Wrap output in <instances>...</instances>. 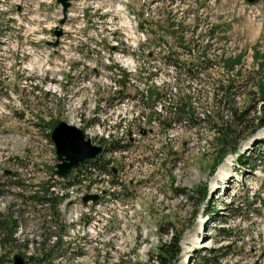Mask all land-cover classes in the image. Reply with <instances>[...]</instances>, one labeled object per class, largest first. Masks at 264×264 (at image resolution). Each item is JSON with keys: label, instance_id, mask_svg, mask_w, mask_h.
I'll use <instances>...</instances> for the list:
<instances>
[{"label": "rangeland", "instance_id": "374dc122", "mask_svg": "<svg viewBox=\"0 0 264 264\" xmlns=\"http://www.w3.org/2000/svg\"><path fill=\"white\" fill-rule=\"evenodd\" d=\"M71 1L69 27H63L62 45L56 49L51 45L53 54L32 53L22 43L17 50L12 44L1 46L0 76L13 97L0 105V113L5 112L0 116V219L6 215L11 220L8 228L0 225V264H12L14 253L23 257V264H264V187L251 194L264 170V141L249 143L251 134L241 135L237 150L221 153L220 146L228 140L216 138L205 121L191 125L182 118L176 122L167 119L164 111L184 90L191 94L197 114L215 110L204 102L205 96L197 101L193 91L205 95L211 91L210 80L225 79L220 53L244 48L241 70L259 69L264 0L253 5L242 0H123L127 13L134 12L138 24L141 20L140 35H134L129 14L115 7L118 0H107L109 6H104V0ZM2 16L6 15L0 12ZM213 18L221 25L210 36ZM170 21L177 28L167 25ZM13 25L12 20L11 28L16 29ZM39 26H25L21 31L30 38L38 34L54 41L53 32L41 33ZM180 35L202 42L209 37L206 57L216 62L202 74L211 77L192 80L181 68L163 62L167 46L181 59L194 55L195 49L188 52L174 46ZM158 37L166 42L157 41ZM254 43L257 58L249 50ZM121 74H127L123 88ZM37 83L40 89L33 90ZM148 84L159 88L164 84V94L149 101L160 110L163 123L141 116L147 110L140 91ZM4 85L0 96H5ZM258 98L235 95L233 104L238 108L252 104L245 116L249 117ZM34 119L44 122L42 132L64 120L101 147L102 137L105 145L114 139L119 143L103 153V170L89 175L95 184L85 186L86 180H81L64 188L57 179L51 194L62 191L66 196L61 203L53 200V209L37 204L31 196L32 190L51 180L49 173L56 162L49 137L33 131ZM249 123L245 118L238 131L245 133ZM237 154L246 155L244 166L236 161ZM34 163L41 165L40 170L32 168ZM5 168L16 171L22 182L16 184ZM244 177L249 181L247 194L238 189ZM99 189L104 190L99 202L79 199L82 193L96 194ZM246 195L250 201L243 204ZM229 200L233 202L226 203ZM220 225L229 227L228 242L220 240ZM49 231L60 235L58 244L49 239L52 236L43 243L25 240L34 235L41 239ZM170 233L176 236L174 244H170ZM42 245L54 247L56 253L49 262L37 258L43 255L35 247ZM220 246L221 250L210 251ZM170 247L176 249L174 253ZM222 249L224 256L219 254ZM202 256L209 257L208 262Z\"/></svg>", "mask_w": 264, "mask_h": 264}, {"label": "trees", "instance_id": "16d2710c", "mask_svg": "<svg viewBox=\"0 0 264 264\" xmlns=\"http://www.w3.org/2000/svg\"><path fill=\"white\" fill-rule=\"evenodd\" d=\"M210 41L207 43V41H205L204 43H196L195 44H189V48H194L195 46H197V53L199 54L198 56H200L201 58H203V60L207 61V62H211V58L210 57H206L204 56L206 54V48L210 46ZM251 50L253 52V55L255 58H257L258 50L256 48L255 43L253 45H251ZM262 48L264 50V43L262 45ZM244 49L241 50H237L236 52L232 53V52H227V53H220V66L223 67L225 69V71H229V73L225 74V79H220V80H210L209 82L211 83L212 87H211V91L210 92H205L200 95H196V93H194L193 91V95L196 96L197 101H200V97L205 96L206 99L204 100L205 103H207L208 105H213L215 106V110L212 111V113H209V110L205 109V111H201L200 114H197V112L194 111L195 106L192 105V101H191V94L189 93V91H178L180 92V94H178L177 96H174V102L172 101V104L168 106V108L166 109V117L167 118H174V120L178 119L181 115L186 116L183 119H187V122L190 123L191 125H195L198 124L200 120H203L207 123L208 128L212 131V133L214 134V136L216 138H219L221 136L227 138L228 141H226L227 143H224L222 146H220V151L221 153L225 150H234L236 147V140L240 139L241 135H245L248 132H250L253 127H258V126H262L264 125V51L263 53H260L258 61H259V69H255L253 70L251 73L249 71H242L241 69V65H239L241 62L240 60H242V55H243ZM205 57V58H204ZM213 62V61H212ZM178 62L176 61V59H174L172 61V64H177ZM258 64V63H257ZM258 68V66H257ZM234 70V71H231ZM257 70H262L261 72H257ZM186 74L188 76V78H191L192 80H204L207 79L209 77H203L198 76V74H192L191 69L186 68ZM206 76H210L211 75H206ZM201 80V81H202ZM156 86L153 85H147L145 88V92H147V95L145 97V95H143L142 98L144 101V106L146 107V109H148V112L150 113H141V116L144 118L145 121H151L153 119L156 120V122L158 123H163L162 120L159 118L158 114L159 112L154 110L150 104L147 101V98H151L154 97L157 98L159 97L161 94H159V89H154ZM163 89H164V84L162 85ZM163 91V90H162ZM164 92V91H163ZM236 93V94H235ZM156 94V95H155ZM238 95V96H245V98H248L249 96H255V97H259L258 100L260 101L259 107L258 108H254L253 111V115L249 116V117H245L248 110L251 108V105L248 106H242L241 108H238L237 105L234 106V96ZM249 95V96H248ZM200 107H202V105H199ZM240 107V106H239ZM216 112H219L220 114H214ZM247 118L249 119V124L245 125V127H247L246 132L243 133L242 131H238V127H241L243 125V120ZM169 127H171V123H167ZM245 130V129H244ZM223 142V141H222ZM118 140H112L111 142H109L108 144V148H115L116 146H118ZM231 149V150H230ZM88 162L87 166L84 168L85 170V174L83 173L82 176H88V174L90 175L91 173H94V169L96 170L95 172H100L103 170L104 168V161L100 160V157H96L94 159L91 160H87L85 161V163ZM74 177H76L78 180L79 177H77V174L74 175ZM16 184H18V181H15ZM42 186L44 187L43 190L40 189L42 192L41 194H38V191H35L31 196L36 198L37 204L42 205V204H46L47 206H49V208L53 209L55 208V203L53 200L55 201H60V199L62 198V196L64 195H48L47 192V186L44 185V183L42 184ZM0 225H2L4 228H8L11 225V220L8 219V217L5 215L4 219H0ZM218 231L221 233V238H225L226 240L228 239V228H218ZM8 237L12 240L14 239V237H11L12 233L9 230L7 232ZM54 236V238L52 239V242L55 244H58L59 241L61 240V237L59 234L55 235L52 234L51 231L43 234V237H41V239H38V235L37 237H31V238H27L25 239L26 242H30V243H38L39 241H41L42 243L48 239V236ZM170 236H172V233H170ZM169 236V238H170ZM172 240L170 244H174V242L177 241L176 236L173 235L172 236ZM229 244H224V247H227ZM222 246V247H223ZM222 247H219L217 250H220ZM40 248L42 251V257L40 255H38V259L39 262H49L50 260H52L54 258V255L56 252H54V247L50 246L48 249L43 248V245L40 247H35L36 252L37 249ZM39 249V250H40ZM168 249V248H167ZM169 249L173 250V252L171 251V253H174L175 250L173 249V247H170ZM210 251H216V250H210ZM48 255V257H46L45 255ZM221 256H224L225 251L222 250L220 251ZM209 257L207 256H202V259L205 262H208ZM217 260V259H215Z\"/></svg>", "mask_w": 264, "mask_h": 264}, {"label": "water", "instance_id": "95a60500", "mask_svg": "<svg viewBox=\"0 0 264 264\" xmlns=\"http://www.w3.org/2000/svg\"><path fill=\"white\" fill-rule=\"evenodd\" d=\"M61 1L63 2L64 10L66 1ZM59 21L61 22L62 18ZM53 32L58 35L60 30L56 29ZM55 43L56 40L52 42V44ZM50 138L54 144L56 159H58L53 170L59 176H66L79 162L93 158L101 149L100 145L91 143L90 138L86 137L79 127L63 120L53 125L50 130ZM88 198L94 200L96 194L86 193L82 195L81 200L85 202ZM12 259L13 264H22L23 262L22 257L18 253H14Z\"/></svg>", "mask_w": 264, "mask_h": 264}]
</instances>
